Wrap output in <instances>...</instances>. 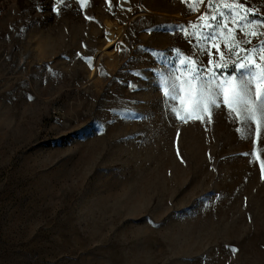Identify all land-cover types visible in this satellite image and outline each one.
<instances>
[{"label": "rangeland", "instance_id": "obj_1", "mask_svg": "<svg viewBox=\"0 0 264 264\" xmlns=\"http://www.w3.org/2000/svg\"><path fill=\"white\" fill-rule=\"evenodd\" d=\"M240 2L254 12L225 10L228 29L259 50L241 29L264 25V0ZM213 7L0 0V264H264L255 123L219 99L176 115L189 81L194 98L237 75L228 29L203 38Z\"/></svg>", "mask_w": 264, "mask_h": 264}, {"label": "snow or ice", "instance_id": "obj_2", "mask_svg": "<svg viewBox=\"0 0 264 264\" xmlns=\"http://www.w3.org/2000/svg\"><path fill=\"white\" fill-rule=\"evenodd\" d=\"M65 0H55L57 6L63 5ZM81 7H83L88 0H79ZM188 3L189 0H184ZM111 7V0H108ZM193 5V10L198 11L195 8L196 4H204L205 0H191ZM210 6L213 7L214 14L211 15V21L213 23H208V17L202 16L201 20L205 23L200 26L211 30V34L207 37H203L211 41L212 35H224L223 29H228V20L226 17V12L231 15V22L233 24L239 21H245L248 19L249 13L254 12V10L244 6L240 0H209ZM223 9V10H222ZM54 11L59 13V7L54 8ZM219 16V19L217 18ZM86 19H92L86 17ZM245 29H241L246 36L255 37L260 39L264 37V32H260L258 29L264 27V25H252L248 24ZM221 31H217V30ZM188 35H198L202 36V33L198 31H193L186 33ZM228 34L231 37L230 41L226 38L225 44L229 46V51L233 56H236L240 63L235 65L234 71L237 75H232L227 81L222 83H216V73L212 72L211 78L204 82L200 89L197 91V95L193 98L191 95V82L189 81V99L191 100V109L185 111L183 108L176 112L177 118L188 122L189 120H202L205 114L210 113V109L218 107L217 100L219 99L221 103L226 105L231 112H233L237 119H241L247 123H255L254 137L256 139H264V63H257V58L264 61V40L261 41V46L259 50L251 49L246 50L241 45L244 43L236 38L232 34V29H228ZM251 43V41H248ZM217 52L220 57H224V53L220 52L217 48ZM246 53L244 56H240V53ZM225 60V65L227 64ZM190 63H195V61H190ZM217 67H221L219 62H217ZM195 72V70H193ZM193 80H199V75H193ZM165 87H167V82L165 81ZM217 91L214 92L213 90ZM169 93L165 91L167 96ZM185 101L181 100L183 105ZM210 118V117H209ZM239 131V129H238ZM179 154V153H178ZM264 154V153H262ZM259 158V157H257ZM261 170L264 173V161H261ZM233 251H238V249H233Z\"/></svg>", "mask_w": 264, "mask_h": 264}]
</instances>
